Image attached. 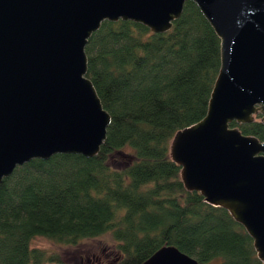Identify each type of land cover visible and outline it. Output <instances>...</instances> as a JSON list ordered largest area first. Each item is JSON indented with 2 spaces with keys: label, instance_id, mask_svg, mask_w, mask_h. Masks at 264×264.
<instances>
[{
  "label": "trees",
  "instance_id": "obj_1",
  "mask_svg": "<svg viewBox=\"0 0 264 264\" xmlns=\"http://www.w3.org/2000/svg\"><path fill=\"white\" fill-rule=\"evenodd\" d=\"M85 51L86 74L111 115L106 138L93 156L32 158L3 178L0 264H67L31 239L77 244L105 232L116 251L108 264H140L163 244L199 264H261L245 228L186 189L169 156L175 131L205 114L219 68L220 39L196 3L186 0L163 32L130 19L103 20ZM260 117L231 124L264 139Z\"/></svg>",
  "mask_w": 264,
  "mask_h": 264
},
{
  "label": "water",
  "instance_id": "obj_2",
  "mask_svg": "<svg viewBox=\"0 0 264 264\" xmlns=\"http://www.w3.org/2000/svg\"><path fill=\"white\" fill-rule=\"evenodd\" d=\"M186 0H0V182L55 153L93 156L111 115L87 76L85 44L103 20L168 30ZM220 39L205 114L179 128L169 156L186 189L226 208L264 264V139L232 121L264 123V0H192ZM140 264H199L163 244Z\"/></svg>",
  "mask_w": 264,
  "mask_h": 264
},
{
  "label": "rangeland",
  "instance_id": "obj_3",
  "mask_svg": "<svg viewBox=\"0 0 264 264\" xmlns=\"http://www.w3.org/2000/svg\"><path fill=\"white\" fill-rule=\"evenodd\" d=\"M115 241L109 232L93 237L83 238L77 244H64L43 235L34 236L31 246L45 249L47 252H58L62 255L65 263H90L100 262L102 264L111 263L116 251L113 248ZM209 264H219L218 259H213ZM42 264H59L54 262H44Z\"/></svg>",
  "mask_w": 264,
  "mask_h": 264
}]
</instances>
